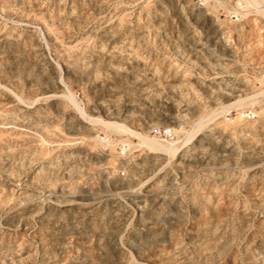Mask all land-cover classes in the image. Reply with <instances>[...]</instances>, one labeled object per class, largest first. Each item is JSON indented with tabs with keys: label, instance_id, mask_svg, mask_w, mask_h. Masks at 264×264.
<instances>
[{
	"label": "rangeland",
	"instance_id": "374dc122",
	"mask_svg": "<svg viewBox=\"0 0 264 264\" xmlns=\"http://www.w3.org/2000/svg\"><path fill=\"white\" fill-rule=\"evenodd\" d=\"M235 1L0 0V264H264V15Z\"/></svg>",
	"mask_w": 264,
	"mask_h": 264
},
{
	"label": "bare ground",
	"instance_id": "6f19581e",
	"mask_svg": "<svg viewBox=\"0 0 264 264\" xmlns=\"http://www.w3.org/2000/svg\"><path fill=\"white\" fill-rule=\"evenodd\" d=\"M243 1L245 2V5H246V7H245V5L242 4L243 5L242 9L244 11L243 13H245V10H248L250 8V6H251V7H253V9L255 8V9L259 10L260 14L264 15V7L260 6L261 5V2H259L260 0H243ZM240 6H241V4H240ZM236 14H237V16H239L238 13H236ZM238 20H239V18H238ZM114 128H118L121 131H126L122 126H117V124L114 126ZM144 141H145V144H147L153 150H157V151H161V152H164V153H168V154H170L172 156H175L177 154V152H178V148L174 145L175 143L174 144H170V145H168V144L166 145L162 141H159L156 138H152V139L151 138H145Z\"/></svg>",
	"mask_w": 264,
	"mask_h": 264
},
{
	"label": "built area",
	"instance_id": "2783aa9c",
	"mask_svg": "<svg viewBox=\"0 0 264 264\" xmlns=\"http://www.w3.org/2000/svg\"><path fill=\"white\" fill-rule=\"evenodd\" d=\"M230 2V8H231V6H233V5H236V1L235 0H225V2ZM237 6V5H236ZM238 7V6H237ZM230 17L231 18H235L236 20L238 19V18H240V17H238L237 16V14L236 13H230Z\"/></svg>",
	"mask_w": 264,
	"mask_h": 264
}]
</instances>
